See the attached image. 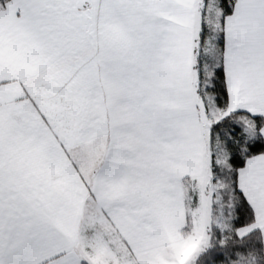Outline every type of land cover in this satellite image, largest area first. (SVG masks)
Instances as JSON below:
<instances>
[{
	"label": "snow or ice",
	"instance_id": "6c2138e0",
	"mask_svg": "<svg viewBox=\"0 0 264 264\" xmlns=\"http://www.w3.org/2000/svg\"><path fill=\"white\" fill-rule=\"evenodd\" d=\"M0 264H264V0H0Z\"/></svg>",
	"mask_w": 264,
	"mask_h": 264
}]
</instances>
